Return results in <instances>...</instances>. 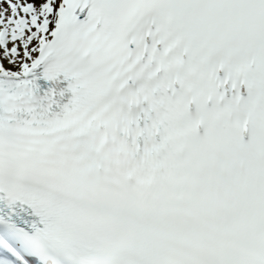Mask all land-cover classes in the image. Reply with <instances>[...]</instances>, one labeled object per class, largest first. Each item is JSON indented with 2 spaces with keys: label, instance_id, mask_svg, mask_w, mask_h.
Listing matches in <instances>:
<instances>
[{
  "label": "snow or ice",
  "instance_id": "snow-or-ice-1",
  "mask_svg": "<svg viewBox=\"0 0 264 264\" xmlns=\"http://www.w3.org/2000/svg\"><path fill=\"white\" fill-rule=\"evenodd\" d=\"M0 264H264V0H0Z\"/></svg>",
  "mask_w": 264,
  "mask_h": 264
}]
</instances>
